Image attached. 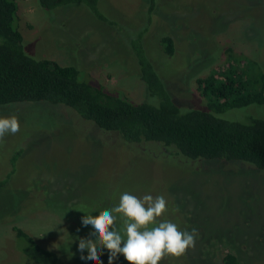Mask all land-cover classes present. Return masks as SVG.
Segmentation results:
<instances>
[{
  "label": "rangeland",
  "instance_id": "1",
  "mask_svg": "<svg viewBox=\"0 0 264 264\" xmlns=\"http://www.w3.org/2000/svg\"><path fill=\"white\" fill-rule=\"evenodd\" d=\"M14 1L27 55L75 67L81 79L90 75L133 102L147 96L139 43L182 106L204 107L196 79L225 65L226 49L264 71V0H154L151 13L152 0H100L102 19L82 3L43 10L37 0ZM163 34L173 40L171 57L162 52ZM238 112L264 115L254 107ZM12 114L20 131L0 140V264H35L20 252L14 228L57 252V264H90L77 245L95 237L81 218L117 206L125 191L164 196L168 210L158 219L198 231L194 247L159 264H224L227 254L239 264H264V170L187 162L154 143L125 144L62 106H0V117ZM16 150L21 154L12 163ZM116 227L123 228L119 215ZM100 261L108 264L106 249ZM113 264L128 262L119 255Z\"/></svg>",
  "mask_w": 264,
  "mask_h": 264
},
{
  "label": "trees",
  "instance_id": "2",
  "mask_svg": "<svg viewBox=\"0 0 264 264\" xmlns=\"http://www.w3.org/2000/svg\"><path fill=\"white\" fill-rule=\"evenodd\" d=\"M99 1L37 0V5L43 10H53L82 3L102 19L97 10ZM152 2L149 13L153 10ZM17 21L15 1L0 0V106L18 103L62 106L125 144L154 143L168 157L187 162L242 163L264 170V115L242 116L238 112L254 107L264 114V71L258 62L236 57L226 49V64L196 79L197 91L205 105L193 108L182 106L169 94L160 71L139 43L137 64L147 96L143 101L133 102L89 78L90 75L89 79L87 75L81 79L75 67L31 58L24 51ZM133 40L139 42L140 37ZM159 43L164 55L171 57L172 38L163 34ZM20 154V150L14 152L12 163ZM4 182H0V187ZM14 230L16 245L24 257L35 264L58 263L57 252L38 245L21 229ZM223 261L239 264L231 254Z\"/></svg>",
  "mask_w": 264,
  "mask_h": 264
},
{
  "label": "clouds",
  "instance_id": "3",
  "mask_svg": "<svg viewBox=\"0 0 264 264\" xmlns=\"http://www.w3.org/2000/svg\"><path fill=\"white\" fill-rule=\"evenodd\" d=\"M20 131V122L15 114L0 117V140L6 135ZM162 195L136 197L123 192L117 206L99 212V215L85 214L81 218L83 226H91L90 236L95 239L80 238L77 248L87 256L90 264H102L100 256L108 251V264H113L122 255L128 264H159L166 256L180 257L195 246L198 231H181L170 220H159L168 209ZM122 220L123 228L116 222ZM151 225V227H150Z\"/></svg>",
  "mask_w": 264,
  "mask_h": 264
}]
</instances>
